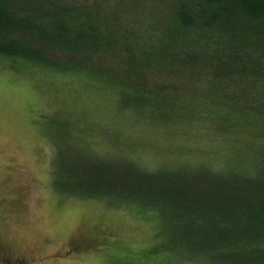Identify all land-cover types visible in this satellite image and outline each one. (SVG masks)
<instances>
[{
	"label": "rangeland",
	"instance_id": "rangeland-1",
	"mask_svg": "<svg viewBox=\"0 0 264 264\" xmlns=\"http://www.w3.org/2000/svg\"><path fill=\"white\" fill-rule=\"evenodd\" d=\"M112 97L0 60V264H264L235 247L259 230L232 211L247 203L201 198L213 186L181 184L182 174L169 182L163 171L228 166V136L186 123L161 127L118 109ZM55 141L82 169L79 187L66 179L75 196L51 184ZM80 153L86 157L76 159ZM95 186L98 196H87ZM100 189L143 198L158 214L100 197Z\"/></svg>",
	"mask_w": 264,
	"mask_h": 264
},
{
	"label": "trees",
	"instance_id": "trees-1",
	"mask_svg": "<svg viewBox=\"0 0 264 264\" xmlns=\"http://www.w3.org/2000/svg\"><path fill=\"white\" fill-rule=\"evenodd\" d=\"M0 60L14 70L76 78L161 127L186 123L228 136V166L208 165L197 175L163 171L169 182L182 174L181 184L213 186L201 198L247 203L233 213L262 231L235 247L264 262V0H0ZM54 143L51 184L75 196L66 181L79 187L82 169L68 162L66 144ZM132 168L155 181L151 171ZM90 190L87 196H98L97 186ZM100 190V197L157 213L143 198Z\"/></svg>",
	"mask_w": 264,
	"mask_h": 264
},
{
	"label": "flooded vegetation",
	"instance_id": "flooded-vegetation-1",
	"mask_svg": "<svg viewBox=\"0 0 264 264\" xmlns=\"http://www.w3.org/2000/svg\"><path fill=\"white\" fill-rule=\"evenodd\" d=\"M2 251V248H0V252ZM5 258H6V256H5Z\"/></svg>",
	"mask_w": 264,
	"mask_h": 264
}]
</instances>
